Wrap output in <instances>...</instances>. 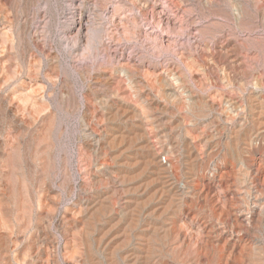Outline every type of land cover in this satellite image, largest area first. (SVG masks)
Instances as JSON below:
<instances>
[{"label": "bare ground", "instance_id": "6f19581e", "mask_svg": "<svg viewBox=\"0 0 264 264\" xmlns=\"http://www.w3.org/2000/svg\"><path fill=\"white\" fill-rule=\"evenodd\" d=\"M82 7L59 29L69 38L79 24L69 52L82 53L64 63L45 52L62 74L63 112L77 115L86 180L58 218L57 195L36 201L35 217L64 234V264H264V72L236 34L249 40L264 30V0ZM44 74L55 87V75ZM8 83L19 118L50 117L52 93L31 60L17 63ZM97 115L107 122L98 130ZM68 175L66 166V189ZM52 247L40 245L37 264H54Z\"/></svg>", "mask_w": 264, "mask_h": 264}, {"label": "rangeland", "instance_id": "374dc122", "mask_svg": "<svg viewBox=\"0 0 264 264\" xmlns=\"http://www.w3.org/2000/svg\"><path fill=\"white\" fill-rule=\"evenodd\" d=\"M95 1L0 0V54L3 53L0 55V264H27L28 260L37 264L41 258L40 245L45 240L52 241L54 264H64V234L46 217H35L36 201L41 194L57 195L55 217L58 218L64 208L72 206L80 192V183L86 180L78 171L80 144L75 139L79 131L77 115L63 112L60 106L62 74L52 71L54 62L47 58L45 52L62 54L64 63L68 60L71 55L69 48L75 39L73 34L79 24H74L73 30L67 32L69 38H62L59 35L61 23L66 19H79L82 4L86 2L91 6L95 5ZM67 8L72 12H68ZM236 34L245 40L251 52L257 53L254 66L264 72V30L256 28L249 35L252 38L249 40L244 31L237 30ZM33 40L41 43L42 50L34 47ZM254 45L260 50H255ZM82 47L71 56L82 53ZM22 59L25 66L29 60L33 62L40 72L41 81L47 85V92L52 93L47 98L51 110L47 120L24 121L15 112L12 98L15 83L4 84V81L15 65L22 63ZM44 73L55 75V87L50 86ZM106 123L103 118L95 116L96 130L99 126L105 127ZM46 155L49 166L42 172L41 164ZM108 156H105L106 160ZM66 166L69 168L68 189L64 184L60 186Z\"/></svg>", "mask_w": 264, "mask_h": 264}]
</instances>
